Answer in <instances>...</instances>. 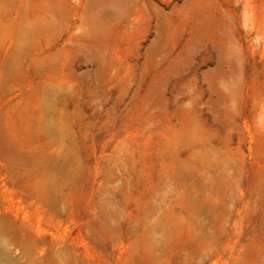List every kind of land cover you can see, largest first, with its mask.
Masks as SVG:
<instances>
[{"label": "rangeland", "instance_id": "rangeland-1", "mask_svg": "<svg viewBox=\"0 0 264 264\" xmlns=\"http://www.w3.org/2000/svg\"><path fill=\"white\" fill-rule=\"evenodd\" d=\"M0 262L264 264V0H0Z\"/></svg>", "mask_w": 264, "mask_h": 264}, {"label": "bare ground", "instance_id": "bare-ground-1", "mask_svg": "<svg viewBox=\"0 0 264 264\" xmlns=\"http://www.w3.org/2000/svg\"><path fill=\"white\" fill-rule=\"evenodd\" d=\"M0 264H4V263L0 262Z\"/></svg>", "mask_w": 264, "mask_h": 264}]
</instances>
